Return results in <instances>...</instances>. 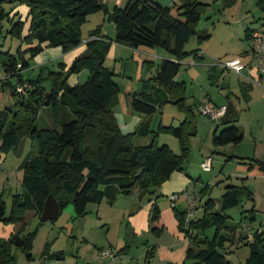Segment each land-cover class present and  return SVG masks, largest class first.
I'll return each instance as SVG.
<instances>
[{
  "label": "trees",
  "instance_id": "trees-1",
  "mask_svg": "<svg viewBox=\"0 0 264 264\" xmlns=\"http://www.w3.org/2000/svg\"><path fill=\"white\" fill-rule=\"evenodd\" d=\"M179 2L176 16L171 7L162 5L159 0H128L124 7L113 8L100 0L0 1V38L4 35V22L8 19L11 28L6 34L27 45L26 51L19 49L16 54L9 50L0 52V95L9 88L15 99L11 107L0 110V151L7 154L17 149L25 138L38 146V156L28 157L20 165L24 172V192L13 197L9 215L0 195V225H18L24 221L27 212L41 218L49 196L58 202L60 214L72 204L76 216L84 217L90 203L99 205L107 200L113 204L120 195L138 194L139 200L147 195H157L158 189L174 173L183 171L189 152V115L178 127L161 126L159 129V132L172 134L179 140L181 154L174 153L168 145L159 146V132L154 133L151 144H136L134 137L148 135L150 124L143 122L131 134L122 131L113 113L121 90L115 82L114 71L105 66L113 42L135 50L141 47L165 50L172 60L165 59L160 63L153 78L157 89L151 79L148 80L142 92L131 94V110L146 116L154 115L159 110L157 91H162L169 94L165 103L176 104L192 114L193 107H198V104L186 107V99L182 97L185 83H178L175 79L182 62L189 56L197 61L203 59L201 50L187 52L185 48L190 39L198 34L197 26L207 5L199 0ZM6 3L14 6L9 13L3 6ZM263 4L260 1V5ZM19 6L28 10L25 35L26 22L20 14H13ZM99 12H103L115 25L116 36L112 40L103 35L102 27L90 34L86 41L90 58H77L68 72L72 75L87 69L90 77L85 84L71 86L67 82V73L56 71L44 70L36 78L24 77L25 70L30 68L25 57L27 53L34 58L45 48H61L67 54L81 47V27L90 16ZM254 33L247 29L245 39L253 40ZM210 36H200L199 40L202 42ZM65 67V64H59V68ZM48 79L51 81L50 89L43 85ZM250 88L251 85L241 84L244 102L249 100ZM64 106L71 107L73 119L70 115L62 120ZM44 107L52 109L60 130L38 128L37 121ZM235 122L237 120L224 126L220 132H214L212 143L215 147L238 146L244 141V133ZM252 161L264 172V161ZM200 194L204 200L210 195V188L205 187ZM244 197L253 199V193L245 185L227 186L220 204L217 205L213 199H205L202 216L193 218L188 226L187 211L174 207L179 228L190 242L186 250L187 260L197 264H231L226 258L225 246L227 243L235 245L234 235L239 233L241 226L231 227L225 212L240 206ZM255 213L254 208L250 210V221L244 218L243 222L251 224ZM160 214V207L155 201L150 210L151 221H158ZM212 228L215 234L210 238L206 233ZM153 230L160 229L155 227ZM36 235V231L23 235L19 230L7 239L0 238V264H14V247L26 253L28 261H33L31 252ZM240 240L250 250L245 264H264V231L254 230L252 239L243 237ZM49 252L47 247L44 253L46 259L61 261L65 258L64 252Z\"/></svg>",
  "mask_w": 264,
  "mask_h": 264
},
{
  "label": "rangeland",
  "instance_id": "rangeland-1",
  "mask_svg": "<svg viewBox=\"0 0 264 264\" xmlns=\"http://www.w3.org/2000/svg\"><path fill=\"white\" fill-rule=\"evenodd\" d=\"M100 1L113 8L114 6L124 7L128 0ZM199 1L206 4L207 7L197 26L198 34L190 39L185 49L187 52L201 50L205 61L199 62L193 56H189L182 62L177 80L186 83L185 93L182 96L186 99V107L192 106L195 100L202 96L211 97L210 99L221 107L225 102L231 103L225 97L228 95L232 97L234 94L232 91L240 95L238 87L243 77L237 75L238 73L235 71L217 67V71H213L216 74L215 78L210 80V75L213 74L210 72L211 65H215L217 61L226 63L233 59H241L242 54L250 46L249 41L245 39L246 30L264 31V4L260 5V1L264 2V0ZM159 2L162 5L170 6L173 14L177 16L180 7L179 0H159ZM3 6L8 13L14 7L9 3ZM23 8L26 7H17L13 14H20L22 20L26 22L27 14L23 12ZM99 27H103V30L105 27V33L110 37L114 36L115 25L108 21L103 12H99L90 16L88 22L81 27L82 46H86L90 34ZM10 28L11 23L7 19L4 22V35L0 38V52L9 50L16 54L19 49L26 51L27 45L6 34ZM27 29L28 22H26L24 35L27 33ZM207 34L211 35L210 38L200 42L199 37ZM141 50L148 51L151 56L139 52L132 57V52L128 51L129 54H127L126 51L122 61L116 62L114 59L108 58L105 62V66L114 71L115 82L121 90L118 104L114 107L113 113L119 126L123 128V132L125 134L134 133L145 120H149L150 133L143 137H134L136 144L149 145L152 143L154 133L159 132L161 126L178 127L189 115L191 121L188 128L190 134L187 136L189 152L184 160L183 171L176 172L175 176L187 179L189 187L187 193L194 198L200 196L203 188H210V195L204 198V201L210 198L217 205L220 204V199L227 186L245 185L253 193V199L244 197L240 206L225 212L229 217V225L240 227L244 218L250 221V210L255 205L256 218L251 222V226L255 231L258 229L264 231V172L256 164L254 169L252 167L249 170V165L237 161L236 157V159H230L231 155L235 153L231 152L232 145L225 147L213 145V131L216 129L220 132L226 125H223L221 121H211L200 114L198 109H194V112L189 114L187 110L181 109L176 104L165 103L169 94L162 91H157L159 110L154 115L147 117L131 110V94L142 92L145 83L150 79L154 87L156 89L158 87L153 78L157 75L162 59L155 57L154 49L141 47ZM156 50L171 57L163 49ZM83 53L80 52L77 57L79 58ZM63 54L61 48H45L34 58H31L27 53L25 57L29 60L30 68L25 70L24 77L26 79L36 78L41 75V71H56L67 73V82L71 86L85 84L90 77V72L87 69H82L72 75L68 74L74 66L75 61L71 57H75V53L71 57L67 56L68 53ZM57 55L59 56L57 57ZM61 63L66 65L65 69L59 68ZM50 83L51 81L48 79L43 82V85L46 89H50ZM14 102L11 90L6 88L0 95V110L11 107ZM66 113L69 114L65 115ZM70 115L73 119L74 114L71 107L64 106L62 120L64 121ZM246 117L248 116L244 117L243 114L242 123L244 124ZM54 120L52 109L44 107L37 121L38 128L60 130ZM248 120L247 124L251 119L248 118ZM263 136L264 133H261L257 145H254L251 132H247L244 149L252 153L257 151L259 155L263 152L264 157V144L260 142ZM157 144L159 146L168 145L174 153L181 154L179 140L172 134L159 132ZM244 149L240 151L243 152ZM37 156V143H33L29 138H25L17 149L7 154L0 151V195L6 203L7 215L10 214L13 197L24 192L22 187L24 172L20 169V165L28 157L35 158ZM208 159H212L210 171L203 167V163ZM153 199L157 201L161 212L162 207L168 205L172 211L170 217L162 213L158 221L155 223L151 221L150 211H147L146 207ZM186 207L184 198H181L176 204L178 209L183 210ZM202 214L201 208L195 218L201 217ZM176 220L178 222L170 199L158 195H147L141 200L137 196L120 195L113 204L107 200L99 205L90 203L84 217H77L73 205L70 204L63 209L55 221L45 223H41L40 218L33 212H27L24 221L15 225V231L21 230L23 235L36 231L37 235L34 238L31 252L33 261H28L26 253L20 248L14 247L12 249L14 264H197L186 259V250L190 246V242L181 232L179 223L176 225ZM163 222L164 227H162ZM155 227L161 229L154 231ZM13 229L12 225L1 224L0 238L8 237ZM206 234L212 238L215 229H209ZM234 236L235 245L227 243L225 246L226 258L231 264H245L249 258L250 250L243 244L244 241L240 240L245 237L244 232L240 229L239 233ZM47 247L50 250L49 254L64 252V260L46 259L44 253L47 252ZM102 251L108 254L109 258L104 259Z\"/></svg>",
  "mask_w": 264,
  "mask_h": 264
},
{
  "label": "crops",
  "instance_id": "crops-1",
  "mask_svg": "<svg viewBox=\"0 0 264 264\" xmlns=\"http://www.w3.org/2000/svg\"><path fill=\"white\" fill-rule=\"evenodd\" d=\"M164 6H168V5H164ZM23 9H24L23 12L27 14L28 13L27 8H23ZM252 31L259 32V33L264 34V31H256V30H252ZM105 32H106L105 27H104V30H103V27H102V33H103V35L107 36L108 38H110L112 40L115 39L116 31H115L113 37H110ZM249 45H250L249 46V49L247 51H245L242 54V56H241V60L244 63V65L247 67V69L244 71L243 75L237 74V75L243 77L241 79L242 81H240V84H239V87H238L239 92H240V95H238L237 92L232 91V93H234L233 96L232 97L230 96L229 98H227V96H226L225 98H227L228 100H230L234 104V106L236 107L237 111L239 112V119L237 120V122H235L236 124L235 123L234 124L236 126H238L243 131V133H244V141L240 145H238V146L232 145L233 150L231 152H235V153H233V155H231V157H236L237 158L236 159L237 161H242L243 164L249 165V170H250L252 167L254 169V165H253V161L252 160L264 161L263 152H261L260 155H259V153H257V151H255L254 153H252L251 151L245 150L244 149L245 146H243L244 145V142L246 141L247 132H251V135L253 137L252 142H253L254 145H257L258 140H259L258 138H260L259 137L260 134L261 133L262 134L264 133V74H261L260 72H258L257 70H255L253 68V65H254V62H255V57H254L253 51H252V40L249 41ZM154 50L156 51L155 57H158V58H160L162 60H165V59L172 60V58L169 57V56H167V54L157 52L158 50H156V49H154ZM85 51H87V46H82V47H79V48L75 49L74 51L68 53L67 56L71 57V55H73V53H75V55H74L75 57H73V58L71 57V59H73L75 61L78 58L77 57L78 54L80 52H85ZM126 51H127V54H129L128 51H130V53L132 52V57L134 55H136V53H139V52H141L142 54L151 56V53H149L148 51L141 50V48L135 50V49H131V48H128L126 46L119 45V44L113 42L112 45H111L109 54L107 56V59L108 58H112L116 62L118 60H121L122 61L123 60L124 53H126ZM201 54L202 53L200 51V55ZM63 55H65V54H63ZM58 56L59 55H57V57ZM67 56H65V57H67ZM202 58L203 59L201 61H199V62H204L205 61V57L203 56ZM217 67H220V66H216L214 64L211 65L210 72L213 73V74L210 75V80H213L215 78V75L216 74H214L213 71H217ZM221 68L224 70L223 67H221ZM222 73H224V71H222ZM247 77H249V78L252 77L253 79L260 78L261 81H262V84L259 85V84H256V83L252 82V81H249ZM175 80L178 82L177 77H176ZM180 83H185V82L183 81V82H180ZM243 83L248 84V85H251V88L249 90V96L250 97H249V100L247 102H244L243 97H242V94H241V84H243ZM164 93H166V92H164ZM205 98H207L211 102L212 105H214L216 107H219L217 104L214 103V101L212 99H210L211 97L209 98L207 96H202L201 98L196 99L195 100V103L193 105L198 104V106H199L200 105V102L203 99H205ZM228 104H229L228 102H225L222 105H227L228 106ZM197 108L198 107H195V106L193 107V109H197ZM243 114H244V117L245 116H248V117L244 118L245 121H246L245 124L242 123V121H243V118H242ZM248 118L251 119V121L249 123L250 125L247 124V122L249 121ZM145 122H150V121L149 120H147V121L145 120ZM121 129L123 131V128H121ZM215 131H216V129L213 131V134H214ZM260 142L262 144H264V136L261 138ZM228 146H230V145H228ZM241 149H244L243 152L240 151ZM237 151H240V152L239 153H236ZM246 152H248V153H246ZM263 178H264V176H263ZM188 190H189V187H188V181H187V179H184L182 177L181 178H178V177L175 176V173H174L172 175V177L170 178V180H168L167 182H165L159 188V191L157 192V195L158 196H165L168 199H170L171 195L178 193V194H181V198H184L185 199L184 194L187 193ZM133 196H137V198H138V194H135ZM200 196H201V194H200ZM129 197H131V196H129ZM153 198H154V196H153ZM181 198H180V200H181ZM154 202H155V199L150 200L149 204L146 207L147 208L146 209L147 211H150L151 210L152 205H153ZM185 202L187 204V207L185 209H183V210H186L188 208V203H187L186 199H185ZM253 208L256 210V206L255 205L253 206ZM162 209L163 210H162L161 214L162 213H165V214H167L168 217H170L172 211L170 210V208L168 207V205H165V207H162ZM180 210H182V209H180ZM133 219H136V218H133ZM133 219H131V220H133ZM176 222H177V220H176ZM173 225H175V224H173ZM176 225H178V222L176 223ZM164 226L165 225H164V222H163L162 227H164ZM12 227H14L13 231L11 230V232L9 233V236L8 237H5V239L9 238L10 235L12 233H14V231H15V225H12ZM101 253H102V256H103L104 259L109 258V256L107 254H105V252L102 251ZM114 258H115V256H114Z\"/></svg>",
  "mask_w": 264,
  "mask_h": 264
},
{
  "label": "built area",
  "instance_id": "built-area-1",
  "mask_svg": "<svg viewBox=\"0 0 264 264\" xmlns=\"http://www.w3.org/2000/svg\"><path fill=\"white\" fill-rule=\"evenodd\" d=\"M252 51L255 57L253 68L258 72H260L261 74H264V35L262 33L259 32L254 33V37L252 40ZM215 65L223 67L224 69L235 71L239 75H243L244 71L247 69V67L244 65V63L240 58L233 59L226 63L217 61ZM247 78L249 81H252L256 84L259 85L262 84L260 78H256V79H253L252 77L250 78L247 77ZM19 91L22 92L23 89L20 88ZM197 109L200 114L206 116L211 121L220 122L221 119L226 115L228 111V106L223 105L221 107H216L212 105L207 98H205L200 102V105L198 106ZM211 166H212V159H208L206 162L203 163V167L207 171H210ZM184 196L188 203V208L186 209L187 211L186 226H188L190 221L193 218H195L196 213H198L201 210L204 200L200 196L194 198L188 193H185ZM180 198H181V194H174L170 197L173 207H176V204L180 200ZM240 229L244 232V236L247 237L248 239H252L254 237V229L252 228L250 222L248 221L243 222Z\"/></svg>",
  "mask_w": 264,
  "mask_h": 264
},
{
  "label": "water",
  "instance_id": "water-1",
  "mask_svg": "<svg viewBox=\"0 0 264 264\" xmlns=\"http://www.w3.org/2000/svg\"><path fill=\"white\" fill-rule=\"evenodd\" d=\"M2 1V0H0ZM91 52L85 51L78 59L85 60L90 58ZM74 67V66H73ZM239 119V112L237 111L234 104L231 102L228 104V111L226 115L221 119L223 125H229L230 123ZM60 216V206L53 196H49L44 205V211L41 215V223L48 221H55Z\"/></svg>",
  "mask_w": 264,
  "mask_h": 264
}]
</instances>
